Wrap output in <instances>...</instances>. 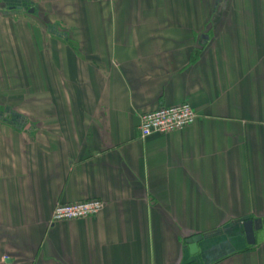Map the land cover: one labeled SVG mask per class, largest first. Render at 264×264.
Wrapping results in <instances>:
<instances>
[{
	"label": "crops",
	"instance_id": "crops-1",
	"mask_svg": "<svg viewBox=\"0 0 264 264\" xmlns=\"http://www.w3.org/2000/svg\"><path fill=\"white\" fill-rule=\"evenodd\" d=\"M218 1L0 0V264H264V0Z\"/></svg>",
	"mask_w": 264,
	"mask_h": 264
},
{
	"label": "built area",
	"instance_id": "built-area-1",
	"mask_svg": "<svg viewBox=\"0 0 264 264\" xmlns=\"http://www.w3.org/2000/svg\"><path fill=\"white\" fill-rule=\"evenodd\" d=\"M194 119L195 113L188 103L162 106L155 110L142 113L139 117L138 130L141 137H146L154 133L166 134L191 125ZM261 124L264 127V114L261 119ZM103 206L104 203L99 198L57 204L52 210L50 221L54 223L64 220L87 218L97 214Z\"/></svg>",
	"mask_w": 264,
	"mask_h": 264
},
{
	"label": "water",
	"instance_id": "water-1",
	"mask_svg": "<svg viewBox=\"0 0 264 264\" xmlns=\"http://www.w3.org/2000/svg\"><path fill=\"white\" fill-rule=\"evenodd\" d=\"M261 220H246L243 222L244 236L247 244L255 243V230L260 229ZM201 239L200 235H194L186 240V244L190 254H195L198 251L197 242Z\"/></svg>",
	"mask_w": 264,
	"mask_h": 264
},
{
	"label": "rangeland",
	"instance_id": "rangeland-1",
	"mask_svg": "<svg viewBox=\"0 0 264 264\" xmlns=\"http://www.w3.org/2000/svg\"><path fill=\"white\" fill-rule=\"evenodd\" d=\"M217 2L219 3V1H218V0H217ZM217 2H216V3H217Z\"/></svg>",
	"mask_w": 264,
	"mask_h": 264
}]
</instances>
